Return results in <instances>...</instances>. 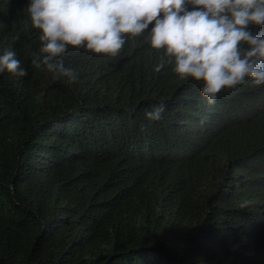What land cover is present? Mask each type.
Here are the masks:
<instances>
[{"label": "trees", "instance_id": "obj_1", "mask_svg": "<svg viewBox=\"0 0 264 264\" xmlns=\"http://www.w3.org/2000/svg\"><path fill=\"white\" fill-rule=\"evenodd\" d=\"M28 3L0 0V53L28 71L0 74V264H264V87L208 105L143 34L53 78Z\"/></svg>", "mask_w": 264, "mask_h": 264}, {"label": "clouds", "instance_id": "obj_2", "mask_svg": "<svg viewBox=\"0 0 264 264\" xmlns=\"http://www.w3.org/2000/svg\"><path fill=\"white\" fill-rule=\"evenodd\" d=\"M23 22L40 33L31 67L56 79L78 80L64 63L70 50L84 46L85 52L115 57L128 38L143 34L159 58L155 71L170 68L191 77L208 105L221 90L264 87V0H29ZM5 70L28 75L11 47L0 53V74ZM164 112L165 105L158 104L144 116L159 121ZM250 203L244 200L240 207Z\"/></svg>", "mask_w": 264, "mask_h": 264}]
</instances>
